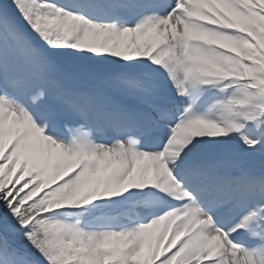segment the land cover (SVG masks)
Instances as JSON below:
<instances>
[{"label": "snow or ice", "instance_id": "obj_1", "mask_svg": "<svg viewBox=\"0 0 264 264\" xmlns=\"http://www.w3.org/2000/svg\"><path fill=\"white\" fill-rule=\"evenodd\" d=\"M0 264H264V0H0Z\"/></svg>", "mask_w": 264, "mask_h": 264}]
</instances>
